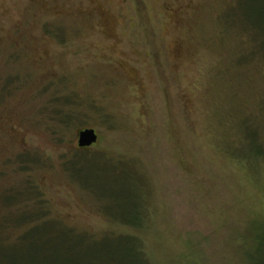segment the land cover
<instances>
[{"label": "rangeland", "instance_id": "374dc122", "mask_svg": "<svg viewBox=\"0 0 264 264\" xmlns=\"http://www.w3.org/2000/svg\"><path fill=\"white\" fill-rule=\"evenodd\" d=\"M234 3L0 0V195L31 190L0 200L3 245L33 214L134 235L150 264L264 261V63L229 23ZM84 128L98 139L76 153ZM75 154L86 181L94 161L112 174L108 197L67 169Z\"/></svg>", "mask_w": 264, "mask_h": 264}, {"label": "trees", "instance_id": "16d2710c", "mask_svg": "<svg viewBox=\"0 0 264 264\" xmlns=\"http://www.w3.org/2000/svg\"><path fill=\"white\" fill-rule=\"evenodd\" d=\"M228 19L232 26L249 39L252 46L250 53L252 55L258 53L259 59L264 63V0H235L233 6L230 7ZM46 30L49 29L46 27ZM65 120L63 117L62 122ZM88 149L89 147L78 148L76 153H85ZM257 153L264 159V143L260 145ZM29 154L28 150L19 155L20 161H24L26 166L31 161ZM79 156L80 154H75L68 163L67 169L72 175L78 177L81 183L89 184L87 188L97 193L98 196L108 197L112 174L109 172L107 176H100L104 175V166H98L94 161L91 162L88 170L92 180L87 179L86 181V178L80 177L82 168L77 169L76 167ZM26 170L24 167L21 168V172ZM98 181H101V184L107 188L102 187L101 191H98ZM26 191L23 192L13 187L7 188L2 191L0 200L9 203L16 199L17 194H21L19 199L26 198V195L30 196L31 190ZM106 204L104 205L105 212L113 221L133 227H141L143 224L142 213L134 211L131 218H127L118 211H114L108 202ZM18 219L20 222L25 219L30 220L29 227L21 233L18 242L14 245H3V242H0V259L5 260L7 264H150L143 254L139 239L134 235L109 231L98 237H90L84 234H74L70 230L59 227L56 222L43 220L38 215L22 216ZM258 264H264V261Z\"/></svg>", "mask_w": 264, "mask_h": 264}, {"label": "water", "instance_id": "95a60500", "mask_svg": "<svg viewBox=\"0 0 264 264\" xmlns=\"http://www.w3.org/2000/svg\"><path fill=\"white\" fill-rule=\"evenodd\" d=\"M98 134L94 128H84L78 131L77 145L78 147H89L96 143Z\"/></svg>", "mask_w": 264, "mask_h": 264}]
</instances>
